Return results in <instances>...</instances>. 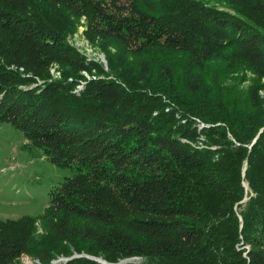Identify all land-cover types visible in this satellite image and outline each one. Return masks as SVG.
Returning <instances> with one entry per match:
<instances>
[{
    "label": "trees",
    "instance_id": "1",
    "mask_svg": "<svg viewBox=\"0 0 264 264\" xmlns=\"http://www.w3.org/2000/svg\"><path fill=\"white\" fill-rule=\"evenodd\" d=\"M0 123L70 172L0 264H264V0H0Z\"/></svg>",
    "mask_w": 264,
    "mask_h": 264
},
{
    "label": "rangeland",
    "instance_id": "2",
    "mask_svg": "<svg viewBox=\"0 0 264 264\" xmlns=\"http://www.w3.org/2000/svg\"><path fill=\"white\" fill-rule=\"evenodd\" d=\"M85 20L82 19L78 31L67 39V43L76 49L87 62L98 63L108 70L107 59L94 42L87 37ZM18 69L13 67L12 70ZM24 71L23 68H19ZM59 71V72H58ZM49 83L63 80L60 66L55 64L50 70ZM83 79L75 82L74 94H81L87 84L95 80H106L105 74L95 71L81 73ZM26 77H31L26 75ZM72 79L68 80L71 82ZM46 81L25 84L21 88L32 90L43 88ZM74 84V83H73ZM34 144L25 132L17 130L10 124L0 123V220H19L24 217L41 218L49 207L50 192L59 191L63 181L70 176L69 170L55 166L41 150L32 147ZM56 194V192H55ZM43 222L36 223L38 234L45 232ZM86 257L99 263L109 264L102 257H92L87 253L74 255ZM72 258L58 256L50 264H67ZM58 260V261H57ZM60 260V261H59ZM55 261V262H54ZM66 261V262H65ZM21 264H42L39 259L29 255L20 258Z\"/></svg>",
    "mask_w": 264,
    "mask_h": 264
},
{
    "label": "bare ground",
    "instance_id": "3",
    "mask_svg": "<svg viewBox=\"0 0 264 264\" xmlns=\"http://www.w3.org/2000/svg\"><path fill=\"white\" fill-rule=\"evenodd\" d=\"M23 71V70H22ZM59 72V71H58ZM58 261V260H57ZM60 261V260H59ZM55 262V261H54ZM66 262V261H65ZM35 264H37V262L35 263ZM65 264V263H64Z\"/></svg>",
    "mask_w": 264,
    "mask_h": 264
},
{
    "label": "water",
    "instance_id": "4",
    "mask_svg": "<svg viewBox=\"0 0 264 264\" xmlns=\"http://www.w3.org/2000/svg\"><path fill=\"white\" fill-rule=\"evenodd\" d=\"M102 264H104V263H102Z\"/></svg>",
    "mask_w": 264,
    "mask_h": 264
}]
</instances>
